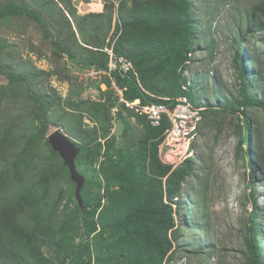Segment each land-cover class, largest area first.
<instances>
[{"label":"trees","instance_id":"trees-1","mask_svg":"<svg viewBox=\"0 0 264 264\" xmlns=\"http://www.w3.org/2000/svg\"><path fill=\"white\" fill-rule=\"evenodd\" d=\"M6 2H0V26L25 18L38 24L45 39L50 35L42 10L48 11L52 25H57L59 15L63 21L58 30L60 43L52 39L51 44L58 58L66 57L73 67L80 65L79 71H108L109 54L103 49L113 43L114 52L133 63L141 84L133 72L112 73L125 90L127 101L172 106L175 99L187 96L198 106L192 85L183 89L188 82L184 76L190 68L187 63L196 61L190 55H195L198 37L193 0H103L102 13L86 15H79L71 0H58L62 8L56 0ZM259 16L264 17V0L253 7L248 18V32L253 37V23ZM244 46L241 38L234 56L239 95L233 109L242 119L237 126L238 150L247 161V187L253 204L245 238L246 264H264V224L259 221L256 186L257 178L264 180V150L258 143L255 152L250 151L247 118L249 109L264 110V101L250 94L255 76L251 78L245 66ZM35 71V76L46 78L57 74ZM5 75L10 84L0 86V104L6 101L11 105L12 98L33 103L39 125L37 135L25 137L23 129H27L22 125L15 129L20 119L6 112L7 105L0 111V264H173L182 234L178 217L183 213L184 184L194 176L196 159L189 158L176 168L162 163L159 150L170 127L168 119H163L160 127H153L146 117L119 106L116 119L125 121L123 114L127 113L141 128V134L118 148L101 142L112 128V110L118 106L109 77L93 80L87 86L98 93L100 101L87 95L86 101L67 104L71 112L54 122L81 142L75 140L81 158L88 154L93 159L81 172L86 178L81 191L82 209L68 168L46 138L52 102L13 89L29 75H15L7 69ZM62 79L70 80L69 76ZM102 84L108 88L106 91H102ZM68 113L72 121H65ZM83 116L94 124L93 128L83 130ZM103 153L105 160L99 163ZM76 165L78 169V158ZM73 195L74 206L70 204ZM45 249L54 257L46 256Z\"/></svg>","mask_w":264,"mask_h":264},{"label":"rangeland","instance_id":"rangeland-1","mask_svg":"<svg viewBox=\"0 0 264 264\" xmlns=\"http://www.w3.org/2000/svg\"><path fill=\"white\" fill-rule=\"evenodd\" d=\"M71 1L79 15L102 13L104 10L103 0ZM261 1L193 0L194 18L198 29L194 47L197 58L188 69L187 77L191 80L197 105L213 113L204 112L200 133L195 140L197 151L193 158L196 159V167L194 176L184 184L183 213L178 217L182 234L176 246L173 264H246L245 238L253 204L249 195L251 189L247 187V161L238 150L240 133L237 126L241 124L242 119L233 109L239 95L234 56L239 49V40L243 38V56L247 60L245 66L250 77L255 76L250 94L253 98L264 101V17H257L253 23L255 37L248 32V18L253 7ZM0 2L7 4L6 0ZM56 3L60 5L58 0ZM42 14L48 24L49 39L44 38L37 23L25 18L0 26V86L10 84L5 75L6 69L15 75H29L24 83H18L13 89H20L22 93L27 91L37 94L43 101L44 96L52 102L47 113L51 121L47 126L46 138L61 129L81 144L63 125L55 123L54 120L65 112H71L67 109L70 102L86 101L91 90L87 86L92 80L87 78L84 71H79L80 65L73 67L66 57L58 58L51 40L60 43L58 30L63 21L57 15V25H52L48 11L42 10ZM65 34L69 35L68 32ZM77 38L80 41L79 35ZM35 70L56 71L57 74L46 78L35 76ZM64 76H69L70 80L64 81ZM9 101L11 105L6 101L1 102L0 111L7 105L9 110L6 112L13 118L20 119L17 120L19 125L15 129L22 125L27 129H23L25 137L37 135L38 114L33 108V103L28 104L29 101H22L20 98H12ZM123 116L125 121L117 118L111 123L112 128L101 140L103 145L108 143L121 148L139 137L141 128L137 126L136 121L127 113ZM247 118L251 128L248 144L250 151L254 153L258 143L264 150V110L249 109ZM72 120V115L66 114L65 121ZM83 125L85 131L94 126L87 116H83ZM16 133L20 134L21 131ZM81 157H78L80 173L93 160L88 154L84 158ZM104 160L103 153L99 163ZM256 186L259 221L264 224V180L257 178ZM186 197L190 198V202ZM75 202L73 195L70 204L74 206ZM262 242L264 247V238ZM44 252L46 256L54 257L52 251L45 249Z\"/></svg>","mask_w":264,"mask_h":264},{"label":"built area","instance_id":"built-area-1","mask_svg":"<svg viewBox=\"0 0 264 264\" xmlns=\"http://www.w3.org/2000/svg\"><path fill=\"white\" fill-rule=\"evenodd\" d=\"M104 52L109 54L108 71L90 69L87 70L86 76L93 80H98L103 76H107L111 81V90L114 94V99L118 107L113 108L112 114L116 119L119 106H125L128 110L135 112L140 116L146 117L153 127H160L163 119H168L170 123L169 129L164 134L163 142L160 146V159L163 164L176 168L184 163L188 158L194 157L197 147L195 140L200 133L201 124L203 122V112L205 108L194 105L187 96H182L174 100L172 106L165 104H143L140 100L127 101L124 97V89L120 88L116 80L112 77V73L120 71L122 73L133 72L137 77V82L141 86L138 79V74L133 66V63L123 56L117 55L113 46H106ZM196 60V56L190 54ZM189 67L193 63H187ZM188 70L184 72L187 77ZM188 78V77H187ZM191 85V80L188 78L187 85L183 89L187 90ZM87 95L93 101H100L98 93L93 88H90ZM102 91L108 88L101 85ZM165 101H170L169 98H163Z\"/></svg>","mask_w":264,"mask_h":264},{"label":"water","instance_id":"water-1","mask_svg":"<svg viewBox=\"0 0 264 264\" xmlns=\"http://www.w3.org/2000/svg\"><path fill=\"white\" fill-rule=\"evenodd\" d=\"M48 142L53 151L58 153L68 168L72 182L76 184L75 198L83 209V198L81 191L86 183V178L82 175L76 166V160L81 152L77 142L65 134L61 129H57L48 136Z\"/></svg>","mask_w":264,"mask_h":264},{"label":"clouds","instance_id":"clouds-1","mask_svg":"<svg viewBox=\"0 0 264 264\" xmlns=\"http://www.w3.org/2000/svg\"><path fill=\"white\" fill-rule=\"evenodd\" d=\"M113 46H114V44H113ZM191 67H192V66H191ZM102 85H104V84H102ZM105 86H106V85H105ZM117 107H118V106H117ZM118 109H119V108H118ZM205 110H206V109H205ZM205 110H204V111H205ZM118 111H119V110H118ZM191 158H193V157H191ZM188 159H189V158H188Z\"/></svg>","mask_w":264,"mask_h":264},{"label":"bare ground","instance_id":"bare-ground-1","mask_svg":"<svg viewBox=\"0 0 264 264\" xmlns=\"http://www.w3.org/2000/svg\"><path fill=\"white\" fill-rule=\"evenodd\" d=\"M115 119V118H114ZM116 120V119H115Z\"/></svg>","mask_w":264,"mask_h":264}]
</instances>
